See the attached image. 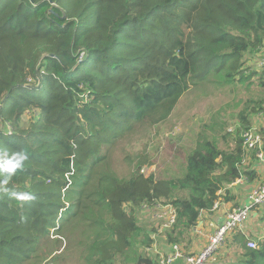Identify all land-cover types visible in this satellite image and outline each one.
I'll use <instances>...</instances> for the list:
<instances>
[{"label": "trees", "instance_id": "obj_1", "mask_svg": "<svg viewBox=\"0 0 264 264\" xmlns=\"http://www.w3.org/2000/svg\"><path fill=\"white\" fill-rule=\"evenodd\" d=\"M257 52L264 0H0V156L28 157L0 186V264L63 261L56 237L78 224L93 234L80 238L73 264H157L138 220L143 204L157 202L177 212L168 243L191 244L202 214L231 200L227 187L257 178V149L246 152L242 136L250 115L264 112V65L245 67ZM219 72L261 92L240 116L241 137L221 147L201 136L175 176L144 175L147 160L128 176L112 170L118 142L165 122ZM246 242L231 233L223 248L237 258L214 264H264V239Z\"/></svg>", "mask_w": 264, "mask_h": 264}, {"label": "rangeland", "instance_id": "obj_2", "mask_svg": "<svg viewBox=\"0 0 264 264\" xmlns=\"http://www.w3.org/2000/svg\"><path fill=\"white\" fill-rule=\"evenodd\" d=\"M263 53L257 52L251 56L250 62L245 67L259 65V60ZM250 57V56H248ZM228 81L224 79V73L212 74L207 80L200 81L180 99L172 115L163 123L149 125L139 128L131 137L121 140L117 146L109 153V164L112 170L119 176H128L134 165L141 160H147L141 169H145L144 174L153 173L158 178L163 176H175L184 169L185 154L197 145L201 136L217 141L221 147L226 143H233L235 138L241 137L237 129H244L242 126L241 114L249 111L253 106V100H258L261 92L256 83H249L250 80ZM25 119L31 117V112L27 111ZM252 129L260 138V144L264 148V112H255L250 115ZM262 129V133L261 130ZM237 132V134H236ZM226 134H233L225 137ZM263 134V135H262ZM227 141V142H226ZM245 148V147H244ZM245 151H247L245 149ZM254 159V165L256 164ZM250 160H247V164ZM259 163V161H258ZM247 183V182H246ZM223 200V199H221ZM165 204V203H162ZM155 210H140L138 220L141 225L147 228L149 233L158 231V223L154 217ZM261 216L264 219V211ZM205 216L201 217L205 220ZM262 225L257 226L256 231L262 232ZM88 230L89 232H85ZM93 234L91 229L78 224L61 233L56 240L62 245L57 253L66 256L63 261L54 264H73L76 246L80 238H87ZM164 233H158L155 242L157 250H161V242L168 243L163 238ZM192 242L198 237V233L192 234ZM198 240L195 239L194 242ZM184 242L183 248L191 245ZM187 245V246H186ZM220 257H226L228 261H233L236 257V250L229 246L222 248ZM56 254V253H55ZM154 255V254H153ZM45 264V263H44Z\"/></svg>", "mask_w": 264, "mask_h": 264}, {"label": "built area", "instance_id": "obj_3", "mask_svg": "<svg viewBox=\"0 0 264 264\" xmlns=\"http://www.w3.org/2000/svg\"><path fill=\"white\" fill-rule=\"evenodd\" d=\"M259 66L264 65V56L259 61ZM253 129L245 130L243 133L244 147L249 152L256 150L258 165H261V170L264 174V148L259 143L260 138ZM145 169H141L143 173ZM144 174V173H143ZM146 176L155 174H144ZM234 183L244 184L246 178L238 179ZM221 205V199L215 202L211 211L218 210ZM264 206V178L261 183L253 186L248 194V201L242 205L236 206L229 210L225 216L223 223L218 226L215 232L210 236L206 245L197 252H186L181 243H171V250L163 252L157 250L155 242L157 241L158 233H164L170 229L177 220L176 209L171 204H162L157 202L154 205L143 204L140 210L149 211L152 208L155 210L153 214L158 223V231H154V243L147 250L153 255L157 264H212L216 260L217 255L227 242V238L231 233L240 231L246 236L247 247L257 248L259 242L264 239V231L259 234H253L248 228L247 223L253 216V211Z\"/></svg>", "mask_w": 264, "mask_h": 264}, {"label": "crops", "instance_id": "obj_4", "mask_svg": "<svg viewBox=\"0 0 264 264\" xmlns=\"http://www.w3.org/2000/svg\"><path fill=\"white\" fill-rule=\"evenodd\" d=\"M254 162V161H253ZM255 169H256V173H257V178L253 181V182H247L244 184H240V183H233L231 185H229L227 187V189H229L228 194L231 197V200L229 201H224L223 197H220V199H223V201H221V205L220 208L218 210H214L211 211L209 213H203L202 216L204 215L205 220H202L200 218V221L197 225V227L195 228L194 234L198 233V240H196L194 242L195 239L193 240V243L191 245H189L188 247H186V249L189 252H197L199 251L204 245L207 244L210 236L215 232V230L218 228V226H220L224 219L225 216L227 214V212L229 210H231L232 208L242 205L244 203H246L248 201V194L249 191L251 190V188L259 183H261V181L264 178V174L261 170L260 167H262L261 165H258V161H256L255 164ZM223 193L225 192L224 190L222 191ZM221 192V194H222ZM264 210V206L260 207L259 209L253 211V216L252 218L248 221L247 223V228L255 235V234H259L256 229L257 226L259 224L262 225V232L264 231V219L262 218L263 216H261L262 212ZM201 216V217H202ZM261 232V233H262ZM154 233V232H153ZM152 233V234H153ZM165 233V232H164ZM243 234V233H242ZM244 235V234H243ZM164 239L165 234H164ZM161 250L163 252H169L171 250V243H163L161 242ZM221 255H223V252H221V254L217 255V260L220 261V257ZM226 259V257H222V260ZM216 263V262H215ZM214 264V263H212Z\"/></svg>", "mask_w": 264, "mask_h": 264}, {"label": "clouds", "instance_id": "obj_5", "mask_svg": "<svg viewBox=\"0 0 264 264\" xmlns=\"http://www.w3.org/2000/svg\"><path fill=\"white\" fill-rule=\"evenodd\" d=\"M27 154L23 151L14 152L9 155L8 151H5L3 156H0V172L7 174L5 178L0 181V186L7 185L11 176L15 174L17 169L23 167V162L27 159ZM3 191L8 192L12 197L21 200H31L34 197L30 193H18L15 190L3 188Z\"/></svg>", "mask_w": 264, "mask_h": 264}]
</instances>
